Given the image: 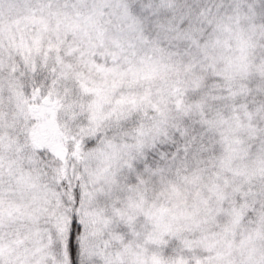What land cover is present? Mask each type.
<instances>
[{
	"label": "snow or ice",
	"instance_id": "1",
	"mask_svg": "<svg viewBox=\"0 0 264 264\" xmlns=\"http://www.w3.org/2000/svg\"><path fill=\"white\" fill-rule=\"evenodd\" d=\"M0 264H264V0H0Z\"/></svg>",
	"mask_w": 264,
	"mask_h": 264
}]
</instances>
